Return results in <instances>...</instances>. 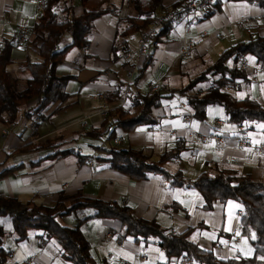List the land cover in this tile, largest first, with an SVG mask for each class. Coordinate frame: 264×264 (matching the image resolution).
Returning <instances> with one entry per match:
<instances>
[{
  "label": "crops",
  "instance_id": "0c3cea01",
  "mask_svg": "<svg viewBox=\"0 0 264 264\" xmlns=\"http://www.w3.org/2000/svg\"><path fill=\"white\" fill-rule=\"evenodd\" d=\"M39 1L0 0V46L2 41L11 42L6 70L11 71L9 76L17 90L23 88L28 78L24 64L39 61L32 31L40 13ZM174 1L162 0L157 15L169 10ZM71 6L74 16L82 14L79 0H72ZM105 6L117 14L95 18L86 35L87 45L69 49L55 68L56 77H68L63 86L69 96L64 103L67 105L53 113L58 106L54 104L41 115L26 117L36 103L33 99L20 108L13 126L0 125V198L14 199L21 204L32 200L43 206H52L57 201L68 205L77 197L121 205L126 200L123 206L135 218L153 221L170 234L190 229L188 241L212 252L218 259L251 257L253 248L249 239L239 231L240 204L213 202L205 210L201 196L192 189L169 188L156 176L131 181L110 169L102 161L105 158L102 150H141L151 161H156L164 152L176 150L178 158L163 163V167L169 172L179 171L186 179L191 180L202 172L213 175L225 171L264 183V124H229L221 108L216 106L206 107L203 120L192 116L184 123L176 101L185 97L173 93L188 83L189 73L205 63L210 51L216 48L223 51L250 37L264 36V9L244 2H220L218 11L205 19H201V13L182 14L172 23L170 33L180 38L186 29L192 43L187 55L180 56L179 40L164 38L165 43L149 48V64L136 79L141 58H126L124 52L112 60L110 54L111 45L119 41L116 33L121 28L117 20L133 15L129 0H109ZM19 27L26 28L28 36L23 45L15 46L14 34ZM138 37L137 34L125 38L126 50L134 48ZM56 48L59 49L58 45ZM236 66L247 81L238 84L237 90L231 92L232 97L250 98L264 106V66L256 64L249 55ZM150 85H156L154 92L162 96L159 105L151 109L155 124L138 126L129 133L108 124L100 127L109 111L126 105L128 95L152 93ZM119 86H123L124 97H109ZM204 89L198 84L191 93H202ZM112 129L113 136L108 139L107 131ZM95 133L98 137H93ZM200 135H217L222 142L217 145L209 139L198 147ZM28 144L43 147L22 151ZM57 152L73 153L50 157ZM10 168L14 171L2 175ZM170 204H177L176 208L165 211L164 207ZM78 218H85L78 230L95 264H195L184 257L167 260L154 240L144 243L120 239L118 222L98 219L91 209L71 213L57 221L72 228ZM0 232L1 247L8 253L3 264H71L61 257L59 244L41 230L29 229L23 241L15 242L10 217L3 215ZM104 232H110V239H103ZM138 256L143 257L142 263H137Z\"/></svg>",
  "mask_w": 264,
  "mask_h": 264
},
{
  "label": "trees",
  "instance_id": "16d2710c",
  "mask_svg": "<svg viewBox=\"0 0 264 264\" xmlns=\"http://www.w3.org/2000/svg\"><path fill=\"white\" fill-rule=\"evenodd\" d=\"M61 1H63L62 5H60ZM71 1H44V7L36 17L32 30L37 43L39 61L24 64L28 78L21 90L16 89L14 81L6 70L10 63L11 42L2 41L0 46L1 126H13L19 116L20 108L33 99L36 103L27 112L26 117L32 114L41 115L45 109L54 104L58 106L53 113L61 111L67 105L64 103L69 98L63 91L68 77H56L54 73L56 66L63 60L69 49H81L87 45L86 35L95 18L107 13L117 14L116 10L105 6L109 0H79L82 14L74 16L71 13ZM182 1L184 0H175L170 8L179 11L178 18L188 12L181 8ZM220 2H244L258 9H264V0H217L200 12L201 19L217 12ZM129 3L133 15L117 20L121 29L116 33L119 41L113 43L110 48L112 60H117L119 54L126 51L128 42L125 38L132 34L143 33L158 16L157 11L161 10L162 6V0H129ZM171 29L172 23H164L150 38L149 48L165 43L164 38ZM65 34L70 36V43L57 49V45ZM246 55L251 56L259 66H264V36L250 37L246 41L230 45L221 51L216 60L197 77L183 87L175 89L173 93L185 97L184 100L195 119L203 120L206 107L216 106L221 108L225 122L229 124H264V106L253 99H235L231 95L232 91L237 90L240 82L247 81L246 75L236 66ZM227 60L232 62V67L225 65ZM148 64L147 56L140 59L136 79L142 75ZM201 83L207 84L203 92L192 94L193 88ZM123 94V86H119L109 97L119 99L124 97ZM161 98L162 96L157 92L128 95L125 98L126 105L117 106L109 111L100 127L103 128L108 124L113 126V129L129 133L138 126L153 125L155 120L151 115V109L159 105ZM113 129L107 131L108 139L112 138ZM93 137H98V133H95ZM42 147L41 144H28L21 150H37ZM102 152L105 154L102 161L110 169L125 175L131 181L156 176L162 185L169 188L194 190L201 196L205 210H209L213 202L223 204L234 201L240 204L242 214L238 221L239 231L241 235L249 239L253 248L251 257L218 259L212 252L188 241L187 234L190 229L170 234L153 221L135 218L128 207L118 202H104L83 197L75 198L68 205L57 201L52 206L35 204L32 200L21 204L14 199L0 198V216L10 217L15 242L23 241L27 230L38 229L43 231L47 238L59 244L61 257L65 261L71 264H95L89 255L88 244L78 230V226L85 218H78L76 225L72 228L62 226L57 221L58 218L71 213L77 214L84 209H91L98 219L118 222L120 239L144 243L150 240L156 241L167 260L184 257L195 264H264V183L251 181L246 176H233L225 171H217L213 175L202 172L191 180L186 179L179 171L169 172L163 167V163L178 158L176 150L164 152L156 161H151L141 150L110 148ZM69 153L73 152H57L50 157L59 158ZM12 171L14 168L3 171L2 175ZM176 205H167L164 210L175 209ZM1 235L2 232H0V264H3L8 253L1 247Z\"/></svg>",
  "mask_w": 264,
  "mask_h": 264
},
{
  "label": "built area",
  "instance_id": "2783aa9c",
  "mask_svg": "<svg viewBox=\"0 0 264 264\" xmlns=\"http://www.w3.org/2000/svg\"><path fill=\"white\" fill-rule=\"evenodd\" d=\"M214 0H184L181 2V8L190 12V13H200L204 9H206L209 5L213 3ZM44 7V1L40 0L38 2V9L41 11V9ZM178 12L177 10L174 9H169L166 12L156 16L150 26L139 35L138 40L134 46L133 49L129 50L127 49L124 53V56L126 58H129L130 56H134V58H143L147 56L148 50H149V42L150 38L154 36L157 32L158 29L161 28V26L164 23L170 22L173 23L178 19ZM28 36V30L24 27H19L15 34H14V39L13 43L15 46H21L25 43V40ZM167 40H179L182 44L179 53L180 56L185 57L189 51V49L192 46V43L190 39L186 36V29H184V34L178 38L175 35L171 34L170 32L166 35L165 37ZM150 92H154L157 90L156 85H150L149 86ZM176 106L177 109L181 112V120L184 123H188L192 117L191 111L188 108L186 102L183 99L178 98L176 101ZM211 139L215 142V144L220 145L222 140L219 136L217 135H212V136H198L197 137V143L198 147H201L202 145L206 144L208 140ZM262 150V148H260ZM126 200H123L121 203L124 205ZM110 232H104L103 233V239L108 240L110 239ZM137 263H142L143 257L138 256L136 258ZM128 264V263H126Z\"/></svg>",
  "mask_w": 264,
  "mask_h": 264
},
{
  "label": "rangeland",
  "instance_id": "374dc122",
  "mask_svg": "<svg viewBox=\"0 0 264 264\" xmlns=\"http://www.w3.org/2000/svg\"><path fill=\"white\" fill-rule=\"evenodd\" d=\"M136 37L137 36V34H132V37ZM70 41V36L68 35V34H65L63 37H62V39H61V41L59 42V44H58V48L59 49H61V48H63L66 44H68V42ZM218 51V52H217ZM220 51L221 50H217V48L216 49H214L213 51H210L209 53H208V59H206L205 60V63L203 64V65H199V67L197 68V69H194V70H192L190 73H189V75H188V82L190 81V80H192L193 78H195V77H197L207 66H209V65H211L215 60H216V58H217V56H218V54L217 53H220ZM225 65L227 66V67H232V62L230 61V60H227L226 62H225ZM8 73H9V75H11L10 73H11V71L10 70H8ZM202 84V86H204V87H206V85L207 84H205V83H201ZM17 88L19 89L20 88V86L18 85L17 86ZM227 259V258H226ZM228 259H230V258H228Z\"/></svg>",
  "mask_w": 264,
  "mask_h": 264
}]
</instances>
